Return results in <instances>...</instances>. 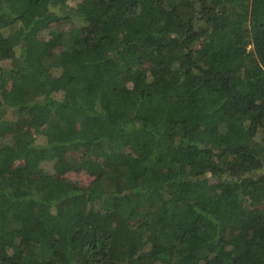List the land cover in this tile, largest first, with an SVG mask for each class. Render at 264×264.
Returning <instances> with one entry per match:
<instances>
[{
    "label": "trees",
    "instance_id": "trees-1",
    "mask_svg": "<svg viewBox=\"0 0 264 264\" xmlns=\"http://www.w3.org/2000/svg\"><path fill=\"white\" fill-rule=\"evenodd\" d=\"M0 264H264V0H0Z\"/></svg>",
    "mask_w": 264,
    "mask_h": 264
},
{
    "label": "rangeland",
    "instance_id": "rangeland-1",
    "mask_svg": "<svg viewBox=\"0 0 264 264\" xmlns=\"http://www.w3.org/2000/svg\"><path fill=\"white\" fill-rule=\"evenodd\" d=\"M65 26V25H63ZM69 177L79 180L81 182H88L90 180V176H88L86 173H75V172H71L69 173Z\"/></svg>",
    "mask_w": 264,
    "mask_h": 264
}]
</instances>
